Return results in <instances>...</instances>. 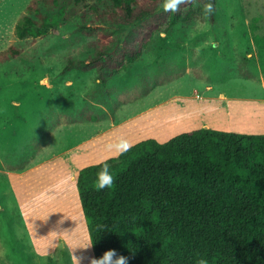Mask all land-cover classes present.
Segmentation results:
<instances>
[{
    "label": "rangeland",
    "instance_id": "obj_1",
    "mask_svg": "<svg viewBox=\"0 0 264 264\" xmlns=\"http://www.w3.org/2000/svg\"><path fill=\"white\" fill-rule=\"evenodd\" d=\"M33 1L0 0V168H26L59 151L31 176L23 171L30 186L21 184L16 199L0 173V264H73L72 253L90 264L96 255L75 177L117 156L109 144L164 141L202 124L264 133V0H217L214 18L193 0L176 25L154 33L130 72L115 73L106 86L99 61L92 64L97 46L119 30L123 41L130 27L102 22L92 9L99 0H39L29 12ZM26 14L37 26L45 16L59 22L20 38L16 25ZM112 116L125 123L108 125ZM98 128L108 135L61 148Z\"/></svg>",
    "mask_w": 264,
    "mask_h": 264
},
{
    "label": "trees",
    "instance_id": "obj_2",
    "mask_svg": "<svg viewBox=\"0 0 264 264\" xmlns=\"http://www.w3.org/2000/svg\"><path fill=\"white\" fill-rule=\"evenodd\" d=\"M198 1L201 9L213 4L209 17L214 18L217 0ZM37 3L28 11L37 10ZM162 3L94 4L102 22L130 27L123 41L119 30L115 39L112 34L97 46L92 64L99 61L105 86L115 73L130 72L154 33L176 25L187 5L167 16ZM60 14L65 15L63 7ZM58 22L45 16L40 26ZM40 26L26 14L16 32L20 38L36 37L44 32ZM132 145L123 154L84 166L77 176L96 258L115 249L128 264H195L196 253L208 264H264V133L202 126L164 141L146 138ZM104 163L111 166L114 184L97 191L96 173Z\"/></svg>",
    "mask_w": 264,
    "mask_h": 264
},
{
    "label": "clouds",
    "instance_id": "obj_3",
    "mask_svg": "<svg viewBox=\"0 0 264 264\" xmlns=\"http://www.w3.org/2000/svg\"><path fill=\"white\" fill-rule=\"evenodd\" d=\"M193 0H163L162 7L165 12H178L180 5L191 4ZM214 12V7L211 2L204 3L202 8V13L205 16H209ZM99 83V81H97ZM133 145L126 139L120 138L114 144H109V150H115L118 154H123L129 151ZM110 165L104 163L103 167L96 173V180L94 186L97 191L104 188H111L114 184V177L110 171ZM89 244L86 248L91 247ZM195 264H208L207 259H205L200 253H196ZM83 257H77L72 253L73 264H80V260ZM90 264H128V258L118 254L115 249H109L103 253L100 258L91 257Z\"/></svg>",
    "mask_w": 264,
    "mask_h": 264
},
{
    "label": "crops",
    "instance_id": "obj_4",
    "mask_svg": "<svg viewBox=\"0 0 264 264\" xmlns=\"http://www.w3.org/2000/svg\"><path fill=\"white\" fill-rule=\"evenodd\" d=\"M110 82H111V80H110ZM195 88H197V87L195 86ZM181 96H182L181 94L177 95V99L179 98L177 100V104H178L179 108H183L184 109L187 104H185L184 101H181ZM233 97L237 98L238 96L234 95ZM120 123H125V119L117 121L116 118H114L112 116V117H110V121H109L108 125L114 124V126H116L117 124H120ZM218 124L219 125H223L222 123H218ZM202 125H206L207 127H212V126H209L207 124H202ZM216 126H218V125H216ZM140 131L141 130H138V131H136V133L138 134ZM226 131H230V130H226ZM84 132H86V131H84ZM108 132L109 131H104L102 128H98V130H95L93 132H89V133L84 134V136L80 140L76 141L75 143H72L71 145H67L68 147L64 146V147H61V148L64 149V150H67V149H69L70 146H72V147H81V146H85L86 144H91L92 145L93 141L97 140L100 137H103L104 135H108L107 134ZM48 135H49L50 140L52 139V136H53L52 132L50 134L46 132L45 139L47 141H48ZM134 138L135 137H132L130 139V141L134 140ZM143 139H138L136 141H140V140H143ZM58 146H60V145H58ZM57 150L59 151V149L52 150V153L50 155H48V156L47 155H43V154L40 155V158L35 163H29V167H26V168H22L20 164L11 163V162H8L7 164H4L5 166L0 168V173H5L7 175V177H8L7 188L9 189V191L11 192V194L13 195V197L15 199H16V196H17L16 192L19 190L21 184H23V186L24 185H27L28 187L30 186V178L27 179L26 176H28V175L31 176V168L34 167L35 165L41 164L43 161L46 162L45 160L47 159V157H50V158L54 157L55 153L57 152ZM86 151H87V148H86ZM79 155H80V159H82L83 158V157H81L82 153H80ZM51 159H53V158H51ZM78 162H79L78 160L75 161V162L73 161V164H75V163L77 164ZM84 162H86V161H84ZM99 162H101V161H99ZM26 169H29L28 175H27V173L24 174V172H23ZM75 179H76L75 180V188H76V186L78 188L77 177H75ZM77 193H78V190H77Z\"/></svg>",
    "mask_w": 264,
    "mask_h": 264
}]
</instances>
